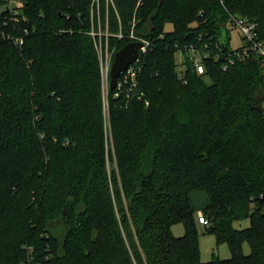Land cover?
Segmentation results:
<instances>
[{"label":"trees","instance_id":"obj_1","mask_svg":"<svg viewBox=\"0 0 264 264\" xmlns=\"http://www.w3.org/2000/svg\"><path fill=\"white\" fill-rule=\"evenodd\" d=\"M113 1L125 36L109 48L132 42L133 29L155 49L143 56L139 91L109 88V130L89 34L94 0H24L37 32L22 47L0 23V264L17 247L18 264H203L200 213L231 249L214 264H264L261 59L228 71L209 63L205 75L189 65L184 83L175 47L199 31L227 41L229 14L264 32V0ZM247 218L250 227H234Z\"/></svg>","mask_w":264,"mask_h":264},{"label":"built area","instance_id":"obj_2","mask_svg":"<svg viewBox=\"0 0 264 264\" xmlns=\"http://www.w3.org/2000/svg\"><path fill=\"white\" fill-rule=\"evenodd\" d=\"M24 6V0H0V23H3L5 27L1 36L16 47L24 46L28 37L37 32L36 28H30L28 25L29 22L24 12ZM102 28L101 25H98L96 29L95 24H93L89 34L94 38L95 47L98 49L101 74L104 77V75L108 76L110 74L116 49L111 50L109 48L110 34L102 32ZM224 29L228 31V48L221 44L220 40H218L219 36L216 34L214 36L202 31H199L190 42L175 44L177 48L176 60L179 64L178 75L184 83L186 82V70L189 65H191L197 75H205L209 63L220 64L223 71H228L230 67L238 62L247 60L252 55H257L261 59L262 73H264V32L259 23L251 21L244 16L229 14V19L224 25ZM230 29L236 30L240 34L242 43L238 48H233L230 45ZM130 33L129 38L132 42H142V46L139 50L138 58L128 66L127 70L121 73L116 87L119 92L117 95L123 92L130 94L134 91H139V75L144 63L143 56L155 49L154 40L137 37L133 29ZM124 36L120 32L117 38L123 39ZM164 37V35L160 36V38ZM148 104L149 102L146 101V105ZM199 219L203 225L208 224V220L204 219L202 213L199 214Z\"/></svg>","mask_w":264,"mask_h":264},{"label":"rangeland","instance_id":"obj_3","mask_svg":"<svg viewBox=\"0 0 264 264\" xmlns=\"http://www.w3.org/2000/svg\"><path fill=\"white\" fill-rule=\"evenodd\" d=\"M94 3L96 7L95 8V22H97V26L101 25L102 28V32L106 33L108 32V34H110V38L115 37L117 38V35L121 32V20L119 19L118 16V11L114 5V1L113 0H105L104 5L105 6V13L102 14V6L101 5V0H94ZM113 5L114 8V13L116 18L118 19L119 22V32H110V27H111V21L109 20V11H110V5ZM93 9V8H92ZM173 27L172 24H168L165 28L166 32L172 31ZM230 36H231V40H230V45L233 48H238L241 46V38H240V34L238 31L230 29ZM109 38V39H110ZM105 41V38H104ZM113 48V47H112ZM101 78H102V102H103V106H104V116H105V121H106V126L107 129L109 130L110 128V101H109V88H110V81L111 78L108 76L104 77L101 74ZM264 107V104H263ZM201 201V200H200ZM199 201V202H200ZM207 202V198L202 200V205L205 204ZM197 219H199V216L197 217ZM200 221V219H199ZM251 226V220L250 218L247 219H242V220H237L234 222V227L237 229H247L248 227ZM198 233H199V237H200V242H199V248H200V258H201V262L203 264H214L212 262L213 258L216 257H220L221 259H230L231 258V249L230 247L226 244V243H219L217 244V238L216 235L214 233H210L208 231L205 230V226L203 225H199L198 227ZM172 233L178 237H182L185 234V228L184 225L182 223H176L173 227H172ZM244 253L245 255H248L251 252V247L249 246L248 243H245L244 245ZM4 258L6 259L3 264H18L20 262H22V257L20 256L19 253V247L12 249V251H10L7 255L4 256ZM26 263V261H25Z\"/></svg>","mask_w":264,"mask_h":264},{"label":"water","instance_id":"obj_4","mask_svg":"<svg viewBox=\"0 0 264 264\" xmlns=\"http://www.w3.org/2000/svg\"><path fill=\"white\" fill-rule=\"evenodd\" d=\"M220 42L225 48H228L226 37H222ZM141 46L142 42H129L116 52L109 74L111 90L117 87L121 73L127 70L128 66L138 58Z\"/></svg>","mask_w":264,"mask_h":264}]
</instances>
